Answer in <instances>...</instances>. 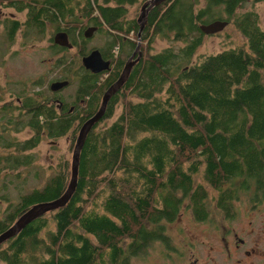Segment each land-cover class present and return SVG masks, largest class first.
Returning a JSON list of instances; mask_svg holds the SVG:
<instances>
[{
  "label": "trees",
  "instance_id": "trees-1",
  "mask_svg": "<svg viewBox=\"0 0 264 264\" xmlns=\"http://www.w3.org/2000/svg\"><path fill=\"white\" fill-rule=\"evenodd\" d=\"M14 1L38 10L33 24L40 30L50 21L72 36L78 24H106L107 49L108 43L113 48L126 42L131 49L137 44L140 26L129 8L140 0ZM246 1L165 0L150 12L144 56L110 100L105 118L118 105L122 111L88 134L76 192L66 206L1 245L0 264H133L156 241L173 248L167 227L184 208L199 221L211 219L208 187L223 214H232L234 201L251 186L254 197L264 199V26L255 8L242 10ZM216 20L228 21L243 39L194 60L209 35L201 26ZM158 37L174 43L152 51ZM123 60L108 86L119 78ZM97 77L79 87L84 101L75 113H58L56 99L42 91L19 92L17 103H6L0 88V141L20 155L7 157L9 170L34 164L36 155L22 152L36 148L45 135L57 139L72 131L77 137L101 106L105 91ZM26 129L33 131L29 139L12 140V132ZM70 179L66 161L42 187L20 196L0 220V233L34 204L63 195Z\"/></svg>",
  "mask_w": 264,
  "mask_h": 264
},
{
  "label": "rangeland",
  "instance_id": "rangeland-1",
  "mask_svg": "<svg viewBox=\"0 0 264 264\" xmlns=\"http://www.w3.org/2000/svg\"><path fill=\"white\" fill-rule=\"evenodd\" d=\"M146 1L140 0V3L131 6L129 8L130 16L138 18L142 5ZM4 3L5 0H0V88H2V94L5 93L6 103L7 101L17 103L19 92L34 93L42 91L50 95V85L53 81L68 79L67 73L64 74L66 65L73 69H79V62L83 56L80 54L82 48L85 47L90 51L92 48H97L96 46L103 45L108 38L107 35L105 38L99 36L98 32L95 31L91 38H86L84 35L83 39L81 29L83 27L87 29L89 26L78 24V28L72 33L70 41L72 43L75 39L86 41V43L75 46L73 42L74 47L59 50L54 47L55 44L52 45L49 39L62 24L58 25L48 21L44 24L45 31L40 32L38 30L31 37L25 33H19L12 48L8 50L5 48L4 39H2V19H4V12H6L3 7ZM254 8L259 12L261 25L264 26V0H247L242 10L246 11ZM9 10L7 9V11ZM18 18L25 20L24 14L18 15ZM104 27L106 30H111L107 26ZM242 39V34L233 25H229L220 33L206 36L194 60H197L199 55L218 52L224 47L233 45V41H241ZM173 43H169L165 38L158 37L152 44V51L169 47ZM225 43L229 44L224 46ZM145 46L146 43L141 42L143 50ZM3 51H7V53L2 57ZM133 51L134 49L130 50V54ZM128 56L129 54L123 58L126 60ZM75 91L76 85L71 82L63 90V93L66 97L73 98ZM0 106H2L1 102ZM121 111L122 106L118 105L114 115L105 118L102 124L111 123L117 119ZM0 117V131H2L5 123L2 124V114H0ZM80 127L76 134L77 137ZM32 134L31 129L19 133L12 132V140L22 142L29 139ZM75 137L72 131L57 139L45 135L36 148L22 152L23 155H36V162L22 165L15 171L9 170L7 157L20 159V155L12 154V151L8 152V149L2 147L4 145L0 141V220L19 201L22 194L29 193L33 187H42L45 184V179L57 172V168L66 161L72 163ZM208 190L210 220L199 221L190 208H184V212L179 215L177 221L167 227L173 240V248H168L163 242L156 241L153 246L148 247L147 253L143 252L135 256L132 259L133 264H190L195 259L198 261L194 264H239L234 262L235 259L230 260L226 256L224 234L225 229L228 228H234L240 236L246 237L248 240H255L261 250L264 251V203L258 208H251L249 193L242 192L240 198L234 201V209L239 213L233 220H229L224 217L217 206L216 192L210 187H208ZM250 221L253 222V235H248L247 232V227L250 230L252 229L249 225ZM238 257L242 258L243 264H257L248 259L247 256L240 254Z\"/></svg>",
  "mask_w": 264,
  "mask_h": 264
},
{
  "label": "flooded vegetation",
  "instance_id": "flooded-vegetation-1",
  "mask_svg": "<svg viewBox=\"0 0 264 264\" xmlns=\"http://www.w3.org/2000/svg\"><path fill=\"white\" fill-rule=\"evenodd\" d=\"M19 4L20 3H15L14 0H7V1L5 0V3L3 5L6 12H4V19H2V39H4L5 48H7L8 50H10L12 48V46L15 42V39L19 33H25L26 35H29L31 37V35L33 36L35 34V32H37L38 30L40 32L45 31V26H44L43 30H40L36 26V24H33L34 18L36 17L38 10L36 8H33V7L31 9H29L28 7H24V6H21ZM7 9H10V10L7 11ZM22 14H24L25 20H21L18 18V15H22ZM95 26L97 27L96 31L98 32L99 36L105 38L107 35V30L105 29L104 26H107V25L101 24L100 26H98V25H95ZM58 29H59L58 31H67L65 29H62L61 26ZM68 34H69V37H71L69 32H68ZM54 35L51 36V38L49 39L53 46L55 44L54 39H53ZM114 35L116 36L117 34L115 33ZM122 36H124L125 40H127V39L133 40L131 36H127L125 34H123ZM138 41H139V38L137 40V44H138ZM73 42H74L75 46H81L82 43H86V41H81V40L77 41L75 39L73 40ZM24 43H26V42H24ZM106 43H107V40L103 43V45L96 46L97 48H92L90 51L88 50V52H86L82 56L81 64H79V69H73L72 67L67 66V65L64 67V74L67 73V75H68V79H67V80H69L68 86L70 85L71 82L76 85L75 96L73 98L66 97L64 95L63 90L66 87L61 89V90L54 91L51 89V85H50L51 92H49L50 95H48V96H52L56 99V101H57V104H56L57 107L56 108H57L58 113H71V112L75 113V111L79 109L81 101L82 102L84 101V99H81V95L78 94L79 87H82L87 82H89L92 79L91 75L92 76H98L97 77V79L99 80L98 84L103 85L102 88L104 89V91H106L110 87L107 85V83H108L107 80L111 77V75L113 73H115L117 71V66L119 64L118 61L120 59H122V60L124 59L122 65L119 66L120 69L122 67V70H121V73H122L125 64L127 63L129 58L134 53V51H133V53L130 54V50H133V49L135 50L137 47V44H136V46L131 49L129 43H126V42L120 43L119 42L116 45H114L113 48H111V45L108 43V49H107ZM73 47H74V45H73ZM94 49H99L101 54H102L103 59L105 61L109 62V67L107 69H103L101 71L94 72L92 70L87 69L85 67V65L83 64V57L85 55H88ZM141 52H142V57H143L144 56L143 55L144 50L142 47H141ZM6 53H7V51H3L2 57L5 56ZM127 54H129V56L125 60V58H123V57L126 56ZM140 61H138V63ZM121 73L119 74L118 77H120ZM53 82H56V81H53ZM125 84H124V86H125ZM123 87L116 94L123 91L124 90ZM104 93L105 92H103V94ZM70 96H72V95H70ZM84 117L85 116L82 115L81 120L79 118L80 122L83 121ZM104 119H105V117L101 121H99L97 124L98 125L101 124ZM76 124H75V126H76ZM255 189H256L255 186H251V190L249 192H247V193H249L248 196H249V203L251 204L250 205L251 208H258L261 204L264 203V199L259 198L260 195H258L256 198L254 197ZM238 213L239 212H237V210H234L232 212V214H224V217L226 219L233 220ZM249 225L252 227V229L250 230L247 227L248 235H253L254 234L253 222L250 221ZM224 229H225V227H224ZM224 241H225L226 256L230 260L235 259V261H234L235 263L243 264L242 258L238 257L240 254L243 256H247L248 259H250L251 261L253 260L257 264H263L264 263V251L261 250V248L255 242V240H253V239L248 240L246 237L240 236L239 232H237L234 228L225 229ZM210 259H212V258H210ZM197 261L198 260L195 259L190 264H194ZM211 262H213V261H211Z\"/></svg>",
  "mask_w": 264,
  "mask_h": 264
},
{
  "label": "water",
  "instance_id": "water-1",
  "mask_svg": "<svg viewBox=\"0 0 264 264\" xmlns=\"http://www.w3.org/2000/svg\"><path fill=\"white\" fill-rule=\"evenodd\" d=\"M165 0H147L141 8V13L138 17L139 23V32H138V44L136 49L134 50L133 55L129 58L127 63L124 66V69L116 82H114L103 94V99L101 106L96 114L87 119L82 126L80 127L78 137L76 139L74 150H73V158L71 163V179L69 181L67 190L60 197L51 200L44 201L34 204L31 208H29L25 213H23L16 222L6 230L0 233V246L16 237L21 231H23L29 224L37 220L38 218L44 216L48 212L56 211L60 208H63L70 201L72 196L77 190L78 187V178H79V168H80V159L81 152L85 146L88 134L95 127V125L101 121L107 112V108L111 98L124 86V84L128 81L133 67L138 63V61L142 58L141 52V42H142V34L146 25L148 23V17L150 12L160 4H162ZM229 25L228 21L225 20H216L209 24H203L201 29L209 35L216 34L218 32H222ZM97 30L96 26H89L84 31V35L86 38H91L94 32ZM54 43L59 45L60 47L72 48L73 44L70 41V37L67 31H58L54 35ZM83 64L89 70L94 72L101 71L103 69H107L109 67V62L105 61L102 57V54L99 49L92 50L88 55L83 57ZM69 84V80L64 81H56L51 84V89L54 91L61 90L67 87Z\"/></svg>",
  "mask_w": 264,
  "mask_h": 264
}]
</instances>
